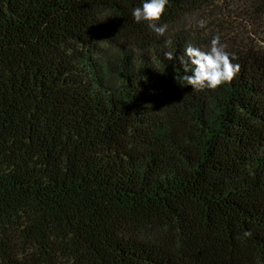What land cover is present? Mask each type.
Segmentation results:
<instances>
[{
  "label": "trees",
  "instance_id": "1",
  "mask_svg": "<svg viewBox=\"0 0 264 264\" xmlns=\"http://www.w3.org/2000/svg\"><path fill=\"white\" fill-rule=\"evenodd\" d=\"M222 1L0 0V264H264V0L183 25Z\"/></svg>",
  "mask_w": 264,
  "mask_h": 264
},
{
  "label": "rangeland",
  "instance_id": "2",
  "mask_svg": "<svg viewBox=\"0 0 264 264\" xmlns=\"http://www.w3.org/2000/svg\"><path fill=\"white\" fill-rule=\"evenodd\" d=\"M233 0H223L219 4V8L215 11L206 10L205 12L194 13L188 15L183 20V25L193 33L209 34L210 30H215L221 25L227 23L229 25L226 30L227 33L238 32H252L248 26V21L245 17V13H241L240 9H236L235 6L230 7ZM259 43H261L260 37H254ZM263 45V43H262Z\"/></svg>",
  "mask_w": 264,
  "mask_h": 264
}]
</instances>
